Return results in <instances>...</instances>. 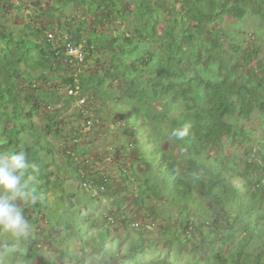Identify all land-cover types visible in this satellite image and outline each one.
Wrapping results in <instances>:
<instances>
[{
	"label": "trees",
	"instance_id": "trees-1",
	"mask_svg": "<svg viewBox=\"0 0 264 264\" xmlns=\"http://www.w3.org/2000/svg\"><path fill=\"white\" fill-rule=\"evenodd\" d=\"M31 3L0 0V17L31 6L34 21L43 17L50 24L0 18V153L24 149L39 168L27 176L36 197L25 209L31 225L46 218L69 238L81 219L86 233L99 229V254H109V264H173L171 254L188 256L181 264H264V60L258 58L264 36L250 38L241 28L248 17L264 26V0ZM69 3L83 16L65 19ZM60 19L73 25V44L84 46L77 67L48 40L49 31L59 35ZM104 25L110 34L100 30ZM99 55V68L83 72ZM74 84L122 119L129 139L121 182L135 205L163 218L164 241L147 235L144 222L137 238L127 228L113 245L111 213L101 221L81 214L91 206L84 194L98 202L110 182L81 172L65 143L56 150L55 116L42 112L53 91ZM175 128H186V135L172 137ZM58 161L68 162L64 170H56ZM69 177L91 183L98 196L67 187ZM133 224L127 220L126 227Z\"/></svg>",
	"mask_w": 264,
	"mask_h": 264
},
{
	"label": "rangeland",
	"instance_id": "rangeland-1",
	"mask_svg": "<svg viewBox=\"0 0 264 264\" xmlns=\"http://www.w3.org/2000/svg\"><path fill=\"white\" fill-rule=\"evenodd\" d=\"M21 1H23L25 5H31L33 0ZM39 1L41 4H44L46 0ZM63 13L65 19L68 20H70V18H68L69 16L75 15L76 17V15H81L77 12L76 5H73V3H69ZM0 18L3 20L8 19L14 25H19L20 22H23L24 24L25 22H30L31 25L35 26H50L49 23V25H47V21L43 17L36 19V21L32 19L34 18V14L31 6H28L26 11L14 15H12L11 11L8 16ZM65 19H60V27H58L59 38L66 37V35L70 36L71 34L70 29L73 25H68L69 21ZM132 20L133 16L131 15L129 21ZM116 25H118L117 22ZM113 28L117 29L115 27ZM241 28L246 30L250 38L256 33H260V35L264 36V26L254 17L246 18L245 21L241 23ZM100 30H104L105 32H108V34L112 32L111 26L107 25H104V29L100 27ZM109 30L111 31L109 32ZM48 33H50V31ZM55 42L62 43V40H56ZM262 48V54H260L258 58L263 61L264 43L262 44ZM100 58L99 55L98 60L86 61L85 65L82 67V71L87 72L88 74H93L96 69L99 68ZM43 90H45V88L38 86V92ZM53 92L54 94L52 96L49 95L50 100L43 104L44 108L42 109V112L47 111L46 116H55L57 124L54 125V131H56V129L58 130L57 132L52 133L51 139L56 146V150H61L65 143L68 146L69 152H71L70 156H72V153L76 154L79 151H85L82 155H76L77 160L72 156L73 162L75 164L77 163L76 167L81 166V170H85L89 176H105L110 182V192L100 196L98 202L84 194V200L89 201L91 206L88 208L89 210H82L81 214L88 211L91 212L95 220H100V217L101 220H103L104 216L111 213V216L115 218V221L113 222V225H107L112 234V238L115 240L113 245L117 239L121 241L123 240L125 232L128 231L126 230L127 228L135 238L138 237V228L134 226H131L130 228L126 227L127 220L129 222L131 221V223L136 222L139 227L140 224L147 222L146 224L149 232L146 234H153L156 239H159L161 242L164 239L161 235L165 225L163 218L158 219L154 218V215H147V210L135 205L131 195L128 192H125V187L121 182V168L126 163V156L122 151L123 148H126L129 139V136L123 131L122 119H118L116 113L106 111V107L104 106L107 104L106 102L103 103L99 98L90 101L91 99L87 97L89 107L86 106L84 111L86 110L88 112L93 125L91 123L92 126H83L88 120L76 117L77 111H83L82 108L76 109V105H74L73 102H70L67 106L65 99L67 96L66 94L64 96L62 88H60L58 92ZM41 117L42 115H39L35 118L38 124L42 123L40 122ZM67 164L68 162L66 161H58L56 170H64ZM63 182H65L67 187L75 188L79 194L84 193H82L84 188L81 185V179L69 177L66 178L65 181L63 179ZM234 184L240 186L242 182L235 180ZM130 189L133 190V188ZM130 192L132 193V191ZM147 209L149 210V208ZM155 209L156 212H158L160 207L157 206ZM87 218L89 221V218L91 217ZM38 219L39 220L36 224L32 225V231L28 239L22 241L21 253L7 261L6 264H109L111 261L109 254H106L103 257L99 254V229L95 228L92 229L90 233H86L85 227L82 223L80 224V221L83 220L78 219L80 220L79 222H76L78 227L75 226L73 230L75 234L71 232V237L68 238V236H66L67 231H63L61 228L54 230L51 227L49 220L43 217ZM99 223L100 222L98 221V225ZM5 239L11 242L12 238L5 233L0 234V241ZM62 242L65 243L63 244ZM33 248L37 249L36 253L39 255V258L37 257L38 260L35 261L32 260V252H34ZM0 258H2V252H0ZM40 259H42V262ZM169 260L173 264H181L184 263L185 260H188V256L185 255L183 258L177 260L173 254H171Z\"/></svg>",
	"mask_w": 264,
	"mask_h": 264
},
{
	"label": "clouds",
	"instance_id": "clouds-1",
	"mask_svg": "<svg viewBox=\"0 0 264 264\" xmlns=\"http://www.w3.org/2000/svg\"><path fill=\"white\" fill-rule=\"evenodd\" d=\"M47 34L48 40L50 41L62 40V43L57 42V45L63 47L69 60L68 65L77 67L84 61L85 54L82 52L84 46L74 45L67 35L66 37L61 38H59L60 36L58 35L57 38H55V34L53 32ZM68 44L81 49L83 56L82 61L75 60L73 57L68 55L66 52V46ZM79 68L74 69V71H78ZM76 85L77 84L63 87V94H66L67 99L69 100L66 102L69 104L70 102H73L74 105H76V109H79V106L76 104L77 100L79 97H85V108L86 106L89 107V101L87 97L84 96V90L80 89ZM71 91L75 92L76 96L70 94ZM77 117L83 118L84 114H82L81 111H77ZM84 125L85 124H83V126ZM186 132V128H175L172 130L171 136L176 139H181L186 135ZM71 155L74 156V154ZM75 160H77L76 156ZM80 169H82L81 166ZM29 170L38 172L39 168L30 160L29 154L26 150L20 149L18 151L0 153V232L5 233L12 238L11 242L7 239L0 241V252H2L0 264H6L7 261L13 259L17 254L21 253L22 241L28 239L32 231V225L25 215L26 207L35 203L36 198L35 189L29 186V181L27 179ZM80 171L86 172L85 170ZM84 184H89V182L82 181L81 185L92 195V192L86 189Z\"/></svg>",
	"mask_w": 264,
	"mask_h": 264
},
{
	"label": "built area",
	"instance_id": "built-area-1",
	"mask_svg": "<svg viewBox=\"0 0 264 264\" xmlns=\"http://www.w3.org/2000/svg\"><path fill=\"white\" fill-rule=\"evenodd\" d=\"M14 1H16V0H14ZM66 52L68 53L69 56L73 57L75 60L82 61L83 56H82V52H81L80 48H77L75 46L68 44L66 46ZM70 94L76 96V93L73 91H71ZM76 104L79 106V108H82L83 111H81V113L84 114V116H86L85 119L89 118V119H87L88 121L85 123L84 126H90L92 123L91 118L89 117L88 112L86 110L84 111V108L86 105V98L85 97H79ZM84 186L86 187V189H88L92 192L93 196H95V197L98 196V191L95 189H92L91 183L84 184ZM100 190L102 191L103 189L100 188ZM133 225H134V227H138L137 223H134Z\"/></svg>",
	"mask_w": 264,
	"mask_h": 264
}]
</instances>
